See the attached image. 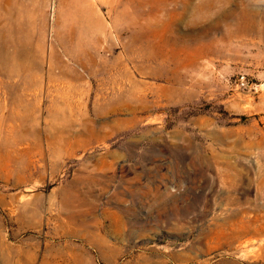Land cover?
<instances>
[{
  "label": "rangeland",
  "instance_id": "rangeland-1",
  "mask_svg": "<svg viewBox=\"0 0 264 264\" xmlns=\"http://www.w3.org/2000/svg\"><path fill=\"white\" fill-rule=\"evenodd\" d=\"M67 2L0 0V264H264V0Z\"/></svg>",
  "mask_w": 264,
  "mask_h": 264
},
{
  "label": "bare ground",
  "instance_id": "bare-ground-1",
  "mask_svg": "<svg viewBox=\"0 0 264 264\" xmlns=\"http://www.w3.org/2000/svg\"><path fill=\"white\" fill-rule=\"evenodd\" d=\"M67 4L63 10L65 17V23L72 21L74 23L83 21L85 29H94L101 27L103 25L102 16L99 14L97 7L95 6V0H67ZM98 2V1H97ZM102 3L107 4L111 10L116 8L120 2L118 0H101ZM122 12H126V7H123ZM9 23H16L15 29L11 28L10 33L4 35V55H3V64L11 65L13 62L18 64V70L23 69V66L26 63L27 55L29 54V46L26 43V39L22 35L19 36L23 26H19L20 23L28 24L31 21V17L26 11L21 9L13 10L10 8L8 10V16L5 17ZM9 35V36H8ZM91 58L93 56L91 55ZM87 59L81 58L80 65L87 69ZM64 69L70 70L68 64L63 65ZM71 71V70H70ZM72 75L75 77H83L82 72L71 71Z\"/></svg>",
  "mask_w": 264,
  "mask_h": 264
}]
</instances>
